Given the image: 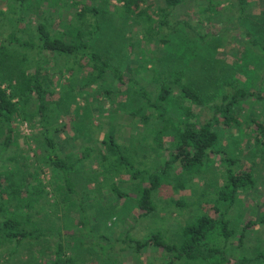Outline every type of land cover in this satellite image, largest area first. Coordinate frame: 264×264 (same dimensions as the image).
Segmentation results:
<instances>
[{
  "label": "rangeland",
  "instance_id": "374dc122",
  "mask_svg": "<svg viewBox=\"0 0 264 264\" xmlns=\"http://www.w3.org/2000/svg\"><path fill=\"white\" fill-rule=\"evenodd\" d=\"M27 2L21 8L15 0H0V31L7 35L15 30L26 39L33 35L38 22L50 19L52 29L62 33L79 10L67 0ZM82 2L95 4L91 0ZM246 2L249 11L241 17L238 0H184L180 7L170 9L168 25L160 27V34L150 41L143 38L147 21L120 16V11L114 9L122 4L114 0L110 7L113 13L100 16L99 37L94 41V48L119 66L126 78L139 81L153 96L159 86L153 81V70L160 79L183 71L184 81L204 92L212 103L220 100L223 82L235 76L261 92L263 100L243 103L239 124L232 128L220 126L219 148L237 160L236 171L251 172L256 183L240 193L226 214L238 236L247 222L255 223L247 229L242 243L237 236L230 242L228 254L236 258L264 253V152L255 146L244 121L250 107L264 121V79H260L264 58L234 28L243 25L263 40L264 0ZM162 7L164 0L141 4L152 14ZM88 19L89 23L93 21ZM91 28L90 25L88 29ZM32 55L36 59V51ZM41 55L42 72L48 77V97L54 107L52 120L61 127L60 142H69L70 148L64 150L70 153L67 159L71 163L82 154L88 156L72 172L77 192L72 194L67 191L61 172L48 162L47 153L41 148V126L29 120L19 124L14 142L3 157V169L12 166L15 172H21L18 177L29 178L31 184L41 185L43 190L33 208L23 209L12 203L6 215L17 213L32 228L60 232L63 253L73 257L74 264H169V256L154 247L137 253L136 242L131 240L148 239L153 232H160L166 241H177L179 230L197 216L205 213L215 217L224 212L225 206L217 203L216 196L225 170L220 156L213 157L198 173H186L178 163L168 169L153 197L155 211L143 215L134 199L145 183L119 167L115 155L103 142L113 135L135 168L159 172L173 154L174 140L167 135L158 145L160 123L150 111H143L148 123L142 115L133 114L143 106L142 100L111 73L95 80L90 66L79 68L84 61L53 53ZM31 65L35 70L37 62L32 61ZM176 104L172 101L170 105ZM30 109L26 107L27 114ZM196 110L201 122L211 116L203 107ZM3 137L0 132V139ZM134 151L135 156H131ZM103 154L106 160H102ZM116 184L129 196H118L112 188ZM57 240L59 237L53 235L42 241L1 242L0 264H51Z\"/></svg>",
  "mask_w": 264,
  "mask_h": 264
},
{
  "label": "trees",
  "instance_id": "16d2710c",
  "mask_svg": "<svg viewBox=\"0 0 264 264\" xmlns=\"http://www.w3.org/2000/svg\"><path fill=\"white\" fill-rule=\"evenodd\" d=\"M15 1L21 8L28 3L27 0ZM67 1V4L70 1L72 6L79 10L77 9L75 13L76 19L70 22L62 33L52 29L50 19L38 22L32 31L33 35L26 39L19 36L15 30L7 35L0 31V132L4 134L3 139H0V243L42 241L56 235L59 240L56 241L54 259L51 264H74V258L63 253L64 246L60 241V232L53 233L49 230L32 228L26 225L28 220L21 219L17 213L12 216L6 215L12 203L23 209L33 208V203L38 202L39 193L43 190L41 185L31 184L29 178L18 177L17 174L21 172L19 170L15 172L12 166L6 165L3 169L5 165L3 157L14 142L19 124L25 120L35 121L34 124L37 122L41 126L44 137L41 148H44V152L46 151L48 162L50 161L61 172L67 191L77 194L72 172L88 154H82L69 163L67 158L70 157V153L64 151L70 148L69 142L67 139L60 142L61 127L57 121L52 120L54 107L48 97L50 94L47 88L48 77L42 72L41 54L53 53L55 56L75 59L76 62L84 61L85 64H81L79 68L90 66L93 69L91 75L95 80L103 78L106 73H111L122 86L129 87L142 100L143 106L133 114L142 115V120L148 123V117L143 112L147 110L151 112L152 118L156 117L160 123L158 145L163 144L167 135L174 140L173 154L164 161L159 172L135 168L129 156L124 154V147L122 148L116 142L113 135L103 142L105 148L115 155L119 167L126 169L132 178L141 179L142 183H145V186L139 189V196L134 199L136 207L143 215H149L155 211L154 194L168 169L173 168L177 163L184 172L192 174L200 172L213 157L220 156L219 160L225 168L222 184L216 191L217 203H223L224 212H220L215 204V209L220 213L215 217L205 213L197 216L179 230L177 241H166L160 232H153L148 239L131 240L136 242L135 251L140 253L145 247H154L169 256V264H264V253L241 258L228 254V246L232 239L237 236L242 243L247 229L255 223L247 222L238 236V232L231 227L226 214L240 193L254 187L256 183L251 172L236 171L234 166L237 160L228 157L219 148L220 126L232 128L239 124L240 111L244 109L243 103L247 100H251V103L254 99L256 102L263 100L261 92L255 91L252 85L235 76L223 82L220 100L212 103L204 92L184 81L183 71H177L169 79H160L157 77L158 72L153 70V81L159 84L158 93L153 96L152 92L147 91L139 81L126 78L119 66L113 65L107 57L94 48V41L99 37L100 16L113 13L110 7L114 0H91L95 3L94 5L84 3L82 0ZM117 1L122 6H117L114 10L117 12L119 10L120 16L131 15L138 20L147 21L143 38L146 37L150 41L160 34V27L168 25L170 9L178 8L184 3V0H164L165 7L159 8L153 15L148 11L149 8L148 10L141 8V4L146 0ZM238 2L240 16L243 17L249 11L247 2L246 0H238ZM89 17L93 18L91 23H89ZM181 23L188 26L186 21ZM90 25L92 28L88 29ZM234 28L239 29L244 40L264 58V39L260 40L253 30L243 25H236ZM172 31L176 33L175 29ZM162 41L169 42V39ZM34 51L37 57L33 60L32 52ZM32 61L37 62L35 70H32ZM260 79H264V68ZM172 101H176L177 104L170 105ZM27 106L31 108L29 114L26 112ZM199 106L209 110L211 115L204 122L199 120L200 115L196 110ZM250 109L251 107L246 109L244 116L248 134L255 146L264 152V121ZM136 152H132L131 156H135ZM106 159L107 156L103 154L102 160ZM22 166L25 164L22 163ZM112 188L120 197L129 196L128 193L121 191L117 184Z\"/></svg>",
  "mask_w": 264,
  "mask_h": 264
}]
</instances>
